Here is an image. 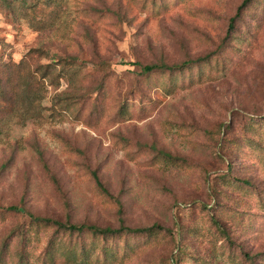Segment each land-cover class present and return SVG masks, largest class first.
<instances>
[{
  "label": "rangeland",
  "instance_id": "rangeland-1",
  "mask_svg": "<svg viewBox=\"0 0 264 264\" xmlns=\"http://www.w3.org/2000/svg\"><path fill=\"white\" fill-rule=\"evenodd\" d=\"M28 1L39 2L23 14L0 0V253L10 244L1 264L19 263L14 231L29 212L171 229L61 234L96 243L89 264H264V0H249L231 30L243 0ZM210 52L172 72L135 63ZM73 55L76 74L37 71ZM30 73L45 108L22 122L15 82ZM53 233L39 226L29 264H68L45 257Z\"/></svg>",
  "mask_w": 264,
  "mask_h": 264
},
{
  "label": "trees",
  "instance_id": "trees-1",
  "mask_svg": "<svg viewBox=\"0 0 264 264\" xmlns=\"http://www.w3.org/2000/svg\"><path fill=\"white\" fill-rule=\"evenodd\" d=\"M3 0L6 5H10L13 8V12H21L23 14L31 13V8L35 7L37 2L29 3L28 0ZM56 2V0H46L48 4H52ZM18 2V3H17ZM249 0H243V2L239 5L237 12L235 15L231 17L230 21V30L234 26L235 20L242 13L243 8L248 4ZM23 10V11H22ZM228 31V34L231 31ZM33 51H39L41 54H45L43 49L34 48ZM213 53H208L204 56H199L194 59H186L181 63H173L169 64L166 62H154V63H142L139 61H135L136 64L141 65L142 72L151 73L155 70H168L175 71L176 69L184 68L194 64L196 62L205 61L211 58ZM77 56H69L65 59H58L56 62L42 63L38 66L37 71H39L42 76L50 77L51 80L59 79L60 77L68 74H76L78 72L77 69H73V65L75 64ZM57 62H62V67L60 69L57 68ZM73 70V71H71ZM58 71V72H56ZM15 85L17 87V91L14 92V104L17 106L19 110V120L25 122L26 119L37 118L42 115L43 109L45 108L42 104L38 103L39 98L43 96L42 92V84L41 81L34 74H27L24 76L18 75L16 77ZM16 89V88H14ZM2 127H0V135L2 132ZM164 156H166L169 160L180 159V157L173 155L168 151H161ZM93 175L102 188L109 193L108 187L104 185L102 182L98 171L93 170ZM240 181H243L246 184H252L248 179L237 178ZM110 194V193H109ZM119 200V199H118ZM7 210H15V211H25V207L20 206L18 204H11L6 207ZM30 221H24L19 224L17 229L14 231L16 236H19L23 242V246L19 252V263L18 264H29L28 261V245L34 241L35 235L37 234V230L39 226L53 227L54 233L51 236L49 243L45 250V257L50 261L54 260L56 254L61 255L64 260L68 264H89V257L92 254V248H98L95 242L92 244L86 243L84 240L72 241L67 243L63 240L61 234L68 233L70 236H77L79 238H84L88 234V237L92 236L94 238H109L118 233L129 232L138 235H156L158 233L164 231H171L170 228L163 226L160 223H154L149 226H130L124 222V219L121 218V223L118 227H114L111 225L101 226L96 223L90 222H74L71 220H62L60 218H55L51 216H42L37 215L32 212H29ZM216 224L222 229L223 226L218 218H215ZM32 230L34 232L32 233ZM227 234L226 232H224ZM9 243L5 240L3 243V248L0 253V264L3 263V255L9 248ZM93 245V246H92ZM111 249L106 245L103 247V253L107 256L111 253ZM261 255L264 257V252H261ZM108 259V258H106ZM105 259V260H106Z\"/></svg>",
  "mask_w": 264,
  "mask_h": 264
}]
</instances>
